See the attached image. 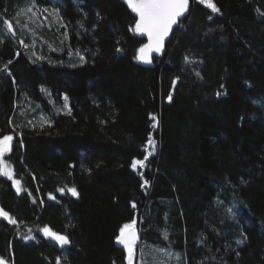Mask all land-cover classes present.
I'll return each mask as SVG.
<instances>
[{
  "label": "trees",
  "instance_id": "16d2710c",
  "mask_svg": "<svg viewBox=\"0 0 264 264\" xmlns=\"http://www.w3.org/2000/svg\"><path fill=\"white\" fill-rule=\"evenodd\" d=\"M209 1L147 68L125 0H0L6 264H264V0Z\"/></svg>",
  "mask_w": 264,
  "mask_h": 264
},
{
  "label": "snow or ice",
  "instance_id": "6c2138e0",
  "mask_svg": "<svg viewBox=\"0 0 264 264\" xmlns=\"http://www.w3.org/2000/svg\"><path fill=\"white\" fill-rule=\"evenodd\" d=\"M132 11L138 16V20L135 23L133 31L146 34L148 37V44L144 45L138 50V59L145 63H151L149 55L151 52H159L165 40L168 36L169 31L172 26L177 23L178 17L183 16V14L188 10L189 0H127ZM201 3H205L206 0H200ZM207 6L211 8L214 12H219V9L212 3H208ZM47 11V9H45ZM7 29H12L11 22L7 23ZM23 43V41H21ZM84 57L81 56L83 61ZM11 63V61H9ZM171 100V95L168 97ZM67 100V97H65ZM13 137L11 135L4 136L0 139V157L5 153L11 151V142ZM153 150L155 145L149 141ZM137 165L140 167L144 166L143 160L134 161L131 165L132 168H136ZM5 167H7L5 165ZM5 176H11V173L4 171ZM19 183V181H17ZM144 184L147 185L148 181L145 180ZM73 196H77L78 193L75 188L70 190ZM135 208V204L132 205ZM7 217V213H2ZM15 223V221H12ZM45 233L56 240L61 246L68 245L70 240L67 236L57 234L49 229H45ZM138 233L135 230V221L132 223L124 224L120 229V234L117 237L118 243L122 244L128 252V264H133V259L136 254V243L138 240ZM0 264H5V262L0 259Z\"/></svg>",
  "mask_w": 264,
  "mask_h": 264
},
{
  "label": "water",
  "instance_id": "95a60500",
  "mask_svg": "<svg viewBox=\"0 0 264 264\" xmlns=\"http://www.w3.org/2000/svg\"><path fill=\"white\" fill-rule=\"evenodd\" d=\"M125 3L128 6V8H130L131 12L133 13L134 16H136V18L138 20L137 14L132 11V9L129 6L127 0H125ZM190 6H191V3H190V0H189L188 10H189ZM188 10L183 14V16L178 17L177 23L172 26L171 30L169 31L168 36L165 37L162 49L159 52L153 51V52L150 53L149 58L151 59V63H145V62H143V61H141L139 59V63H140V65L142 67L144 66V67H147V68H152L154 59H163V57H164V55L166 53V48H167L166 45L172 39V37H173L172 35H173L174 30L180 26L179 25L180 22L184 19V17H186L188 15ZM137 34H138L139 38H142V39H144L146 41L144 45L148 44L149 41H148V37H147L146 34H140V33H137ZM6 154L7 153H5L4 155H6ZM138 237H139V234H138ZM116 243H117L118 247L125 248L122 244L118 243V241H116ZM139 246H140V237L137 240L136 248H138ZM127 262H128V260H127Z\"/></svg>",
  "mask_w": 264,
  "mask_h": 264
},
{
  "label": "rangeland",
  "instance_id": "374dc122",
  "mask_svg": "<svg viewBox=\"0 0 264 264\" xmlns=\"http://www.w3.org/2000/svg\"><path fill=\"white\" fill-rule=\"evenodd\" d=\"M200 1V0H199ZM208 3H211L209 0H206V2H205V4L207 5ZM152 142V141H151ZM154 145H155V148H156V144L154 143V142H152ZM149 146H150V150H149V153L150 154H153L154 152H155V148H154V150H153V148H152V146L149 144ZM2 162V167H1V173H2V175L3 176H5L4 174H3V172L4 171H8V172H10L11 173V176H5L6 178H9L13 183H14V186H15V189L17 190V192H21V190H22V187H21V183L19 182V183H17V180H16V178H15V176H14V172H12V170H11V168L9 167V165L4 161V160H2L1 161ZM5 165L7 166V167H5ZM135 226H136V224H135ZM45 229H49V230H51L50 228H43L41 231H40V235H42V236H44V237H47V238H49V239H51V240H53V241H56V240H54L53 238H51L50 236H48L46 233H45ZM57 242V241H56ZM58 243V242H57ZM59 244V243H58ZM125 252L127 253V260H128V252H127V249L125 248ZM6 264V263H5ZM126 264H128V262L126 263ZM133 264H139V257H138V252H137V250H136V254H135V256H134V259H133Z\"/></svg>",
  "mask_w": 264,
  "mask_h": 264
}]
</instances>
